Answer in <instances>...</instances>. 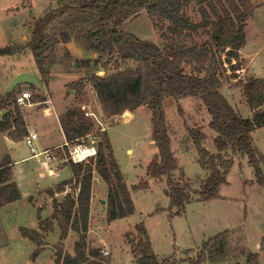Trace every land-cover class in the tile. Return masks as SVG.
Segmentation results:
<instances>
[{
	"label": "rangeland",
	"instance_id": "rangeland-1",
	"mask_svg": "<svg viewBox=\"0 0 264 264\" xmlns=\"http://www.w3.org/2000/svg\"><path fill=\"white\" fill-rule=\"evenodd\" d=\"M228 1H216L218 9L222 8V4L224 7H229ZM251 1L256 8L254 15L247 21L246 42L239 50L241 69L235 74L231 65L227 64L229 70L221 69L218 72L223 80V94L244 117H251L253 112L247 103L240 81L246 82L253 77L264 78V0ZM71 2L73 0H0V48L13 46L20 49L19 53L14 55H0V79L4 80L5 77L7 79L11 74L16 75L18 70L39 74L44 90L36 85L22 84L14 90L8 107L3 108L15 111L17 105L15 96L21 91H30L32 103L39 102V104L18 106L23 118L27 113L31 124L43 121L44 108L50 105L46 103L47 101L56 107L52 117L55 120L58 110L65 107L66 111L70 106L77 104L78 98L72 83L80 78L88 79L83 90L86 97L83 105H86L89 111L96 113L100 122L94 121L95 130L91 133V137L88 135L84 138L85 144H93L98 150V142L103 139V133H108L134 201L135 211L128 217L109 221L107 219L108 186L104 191H100L97 187L99 196L105 199L106 203L103 204L95 199L91 231L89 234V226L86 243L88 238L89 243L97 238L100 245L106 244L111 248V264H131L132 253L128 235L134 232L136 224L143 222L152 248L161 260L174 257L177 264H188L191 259L198 256L204 241L216 234L226 232L229 240L227 258L216 262L205 260L201 264H244L251 252H258L259 262L264 264V183L259 181L255 168L249 164L247 156L235 154L231 150L225 152L226 157L233 159L228 183L221 186L217 197L206 201L199 200L203 181L210 171L200 162L191 130L195 128L202 130L206 134L203 146L210 152L217 153L214 141L216 131L209 125L211 115L199 98L165 99L172 150L179 164V169L175 170L173 177L175 181L187 184L192 195L184 210L176 213V207L170 209V198L166 194L168 177L154 178L148 174V167L157 152L152 136V112L142 107L134 112L127 111L123 115L104 114L93 80H89L95 75L108 76L137 65L135 61H125L116 55L100 58L98 53L88 48L86 36L93 27L94 18H86L85 14L77 16L79 13L76 10L65 15L67 20L73 21L67 23L61 20L49 31L52 48L47 54L45 72L39 71L32 51L28 47L34 22L47 11ZM204 7L212 17L211 7L206 4ZM186 11L195 23L210 20V17L204 18L195 0L188 2ZM123 29L160 46L167 43L154 28L145 9L130 21H126ZM212 33L210 25H203L196 30H187L174 41L182 43L183 46L210 43L219 53ZM221 56L222 59L226 58L224 52H221ZM87 60L92 62L87 63ZM235 62L236 60H233V63ZM105 63L108 64L104 65ZM7 85H3L0 94ZM3 109L0 107V111ZM28 130L24 120V125H16L13 129L16 139L0 131V166L5 158L15 159L30 155L28 146L22 140ZM252 138L258 149L260 166L264 174V126L256 128L252 132ZM93 139L94 143H92ZM43 140L46 146H52L62 143L64 137L57 132L48 131ZM52 152L54 161L61 166L71 160L68 146L53 149ZM96 156L97 153L83 163L94 162ZM32 164L34 160H29L23 166H33ZM25 171L31 180L38 179L37 171L34 169L26 168ZM69 173L70 169L64 168L59 179L65 180L70 176ZM13 178L12 175V181ZM64 182L48 187L44 195H31L30 199L26 196L18 206L0 209V264H58L56 248H62L64 252L75 249L79 235L69 229L63 237L61 226L58 220L53 219L51 213L54 211L55 201L65 199V194L60 192V189L73 192L72 184L64 186ZM49 189L53 192H49ZM35 219H38L39 227L31 228ZM21 225L37 230L42 238V244L38 245L24 236ZM54 225L59 229L56 232ZM48 245L55 249L47 247ZM37 248L40 253L34 256L33 252ZM104 256L110 259L111 253Z\"/></svg>",
	"mask_w": 264,
	"mask_h": 264
},
{
	"label": "trees",
	"instance_id": "trees-1",
	"mask_svg": "<svg viewBox=\"0 0 264 264\" xmlns=\"http://www.w3.org/2000/svg\"><path fill=\"white\" fill-rule=\"evenodd\" d=\"M189 1L73 0L38 17L32 27L31 40L28 42L37 68L44 73L47 54L52 48L49 31L61 20L71 23L73 20H67L64 16L76 10L79 13L77 16L85 14L86 18H94L93 27L86 36L90 50L98 53L100 58L116 55L122 60H132L137 63L134 67L108 76L95 75L89 80H93L104 114L123 115L127 111L134 112L142 107L152 112V136L157 152L148 167V174L154 178L168 177L166 194L170 198V209L176 207V213L184 210L192 195L187 184L175 181L173 177L175 170L179 169V164L172 150L165 110L167 98L175 100L187 97L199 98L211 115L209 125L216 131L214 141L217 153H212L203 146L206 134L202 130L199 128L191 130L200 162L210 171L203 181L199 200L206 201L217 197L221 186L228 183L233 159L224 154L229 150L247 156L249 164L255 168L259 181L264 183L258 149L252 138V132L264 126V78L253 77L246 82L240 81L247 103L253 112L251 117H244L223 94V80L218 73L221 69L229 70L227 64L231 65L235 74L241 69L239 50L246 42L245 28L248 19L254 15L256 7L251 0H229V7H224L222 4L221 9H218L216 1L222 0H195L204 18L212 19L211 22L206 20L195 23L186 11ZM205 4L211 7L212 17L204 7ZM144 9L147 10L154 28L166 40L164 46L142 39L123 29L127 20L137 16ZM203 25H210L212 38L219 53L210 43L183 46L182 43L174 41L187 30H196ZM19 51L18 47L7 46L0 48V55H14ZM221 52L226 54L225 59H222ZM233 60L236 62L233 63ZM87 81L88 79L80 78L72 83L78 103L67 108L60 117L69 144H75L95 130L94 120L85 115L82 107L86 101L83 90ZM13 95L14 91L4 97L0 94L2 109L8 107ZM16 125H24V118L18 105L15 111L9 109L0 120V131L7 132L11 138L16 139L17 136L13 133ZM27 134L28 131L25 135ZM68 164L72 169L73 177L63 184H72L73 192H68L64 201L58 199L55 201L52 217L58 220L63 237L69 229H72L77 232L79 239L75 243L74 254L56 248V262L108 264L110 259L105 257L99 248L87 251L86 238L95 173H98L108 186L107 219L109 221L128 217L135 211L134 201L108 133H103V139L98 142L94 162L85 164L70 160ZM11 166L12 161L9 157L5 158L0 166V207L22 197L18 184L12 181ZM49 192L52 193L53 190L49 189ZM21 232L38 245L42 244V238L37 230L21 227ZM128 237L134 264H177L174 257L164 260L157 257L143 222L136 224L134 232ZM228 246V234L226 232L216 234L203 242L198 256L191 259L188 264H201L205 260L224 261L228 256ZM39 253L37 248L33 255L37 256ZM259 260L260 254L251 252L244 264H260Z\"/></svg>",
	"mask_w": 264,
	"mask_h": 264
},
{
	"label": "crops",
	"instance_id": "crops-1",
	"mask_svg": "<svg viewBox=\"0 0 264 264\" xmlns=\"http://www.w3.org/2000/svg\"><path fill=\"white\" fill-rule=\"evenodd\" d=\"M130 20L131 19L127 20V22ZM21 71H24V70H18V73ZM11 75L7 79H6V77L4 80H3V78L0 79V83H1L0 84V90L4 88L3 85H7L9 83V81L11 80L13 75H15V74H13L12 76ZM38 77H39V74H38ZM46 103L50 104V105H47L44 108L43 121H41L40 123L31 124V122H29V120H28L27 113L24 115V120L26 121V125L29 129L28 132L31 130H34L39 134V139L37 140V145H38L39 149H41V150H43V149H57V148L67 147V146H65L67 143L66 136L64 134V131H63V128L61 125V121H60V116L65 112L66 108L63 107L61 110H58L59 113H58L57 119L55 120L52 117L55 113L56 107H54V105L51 104L49 101H47ZM33 104L37 105V104H39V102L33 103ZM1 119L2 118H1V111H0V120ZM48 131H50V132L54 131V132H57L58 134H62L64 137V141L62 143L53 144L52 146H46V143L44 144L45 141L43 140V138L45 137V133H47ZM5 133H7V132H5ZM22 140L25 141V139H22ZM25 144H26V142H25ZM113 148H114V145H113ZM29 160H34V164H32L33 166H31V165L26 166V167H25V165L23 166V164H25L26 162H29ZM11 161H12L11 167H12L13 177H14L13 181H15L18 184V186L21 190V193H22V198L17 200V201L5 204L4 206L0 207V209L18 206L20 201L23 198H25L26 196H29V199H30L31 195H35V194L36 195H39V194L44 195L46 193L45 190L48 187H50L52 185L54 187L58 183H61L63 181H67L73 177L72 169L68 163L61 166V165H59V163L54 161V162L50 163L49 165H47L44 163L43 158L39 159L37 157H34L31 154V152H30V155H28V156L11 159ZM66 167L70 169V173H69L70 176L67 177L65 180H60L59 177L61 176L64 168H66ZM26 168L27 169L32 168V169H34V171H37L36 173H37L38 179L36 181L31 180L30 176H28L26 174V171H25ZM65 185L68 186L69 184H65ZM97 187L100 189V191H102V190L104 191V189H106V187H107V184L97 173H95L94 179H93L92 197H91V205H90L89 234L91 231V224H92V218H93L92 210H93V207L95 206V199L100 200V198H101L99 196V193L97 192V190H98ZM60 192H63L66 195L69 191L67 189H62V190H60ZM55 194L57 195L58 192H56ZM47 197L49 200V196H47ZM47 212H48V210H47ZM51 213H53V211ZM21 226L27 227L25 225L24 226L21 225ZM37 227H39V223H38V219H35L34 225L31 228H37ZM28 228H30V227H28ZM57 230H59V229H57L56 225H54V231L56 232ZM75 233L77 234V232H75ZM89 241H90V239L88 238L87 251H89L90 249H94V248L98 249L100 247H103L100 250V252L101 253L103 252V255H104L105 249L110 250V253H111L110 261L112 260V251H111V248L109 246H107L106 244L100 245L99 242H97V238L95 239L94 242L89 243ZM67 252L74 254V250H69ZM134 263H135V261H134L133 255H132L131 264H134ZM109 264H111V262H109Z\"/></svg>",
	"mask_w": 264,
	"mask_h": 264
},
{
	"label": "built area",
	"instance_id": "built-area-1",
	"mask_svg": "<svg viewBox=\"0 0 264 264\" xmlns=\"http://www.w3.org/2000/svg\"><path fill=\"white\" fill-rule=\"evenodd\" d=\"M32 93L30 91H21L19 92L15 97V103L19 106H31L33 103L31 101ZM85 110V115L88 117H91L94 121L100 122V119L96 113L93 111H89L88 107L86 105L82 106ZM91 137V134L89 135ZM83 137L80 139V141L76 142L75 144H69V142L66 143V146L70 149V159L74 162L83 163L85 161H88V158L91 156L96 155L97 150L95 145H87L85 144ZM25 142L27 146L29 147V150L31 154L34 157H37L39 159L43 158L44 163L49 165L50 163L54 162L55 157L52 152L53 149H39L37 145V140L39 139V134L31 130L28 132L27 135H25ZM83 140V141H81ZM95 140H92V143H94ZM105 254L110 253L109 250H104Z\"/></svg>",
	"mask_w": 264,
	"mask_h": 264
},
{
	"label": "water",
	"instance_id": "water-1",
	"mask_svg": "<svg viewBox=\"0 0 264 264\" xmlns=\"http://www.w3.org/2000/svg\"><path fill=\"white\" fill-rule=\"evenodd\" d=\"M22 84H31V85H36L37 87H39L41 90H44L43 88V84L41 82V79L38 77V75H36L33 72H29V71H21L19 73H17L12 79L11 81L8 83V85L5 87L2 96H6L8 93L13 92L18 86L22 85ZM8 111V109H3L1 111V115L3 117L4 113H6ZM101 203L105 204L106 200L103 198H100ZM47 247L51 248V249H55L52 246L48 245Z\"/></svg>",
	"mask_w": 264,
	"mask_h": 264
}]
</instances>
